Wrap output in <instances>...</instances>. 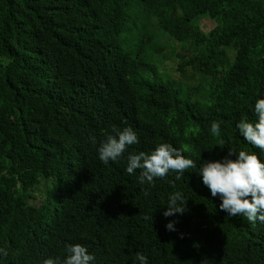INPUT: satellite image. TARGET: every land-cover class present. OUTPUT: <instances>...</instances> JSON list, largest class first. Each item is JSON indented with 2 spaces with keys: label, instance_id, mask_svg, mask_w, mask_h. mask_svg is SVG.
Listing matches in <instances>:
<instances>
[{
  "label": "trees",
  "instance_id": "1",
  "mask_svg": "<svg viewBox=\"0 0 264 264\" xmlns=\"http://www.w3.org/2000/svg\"><path fill=\"white\" fill-rule=\"evenodd\" d=\"M258 97L264 0H0V264L77 242L103 254L96 264H133L138 251L149 264H264V223L220 210L197 169L151 185L125 171L128 152L161 142L197 165L259 152L236 127ZM114 125L139 144L104 164ZM44 177L55 184L32 204ZM175 191L186 210L165 217Z\"/></svg>",
  "mask_w": 264,
  "mask_h": 264
},
{
  "label": "clouds",
  "instance_id": "2",
  "mask_svg": "<svg viewBox=\"0 0 264 264\" xmlns=\"http://www.w3.org/2000/svg\"><path fill=\"white\" fill-rule=\"evenodd\" d=\"M254 113V119H250L246 114L242 115L236 127L243 138L259 149V152L229 148V154L225 157L206 159L197 165L191 156L185 155L187 151L185 148L161 142L151 151L128 152L125 171L133 175L139 169V183L151 185L154 184L155 178L166 177L170 170L182 175L185 170L197 169V175L202 177V182L210 190L211 196L219 197L220 210L225 211L228 216L246 217L251 223L257 221L264 223V97L256 99ZM221 123V121L213 120L210 132L219 133ZM92 142H96L95 137H92ZM133 144H139L136 130L131 125L123 128L114 125L113 134L107 135L98 146L99 159L104 164L110 161L119 162L128 147ZM217 144L223 147L225 142L221 139ZM54 184L53 177H44L38 188L35 186L30 188V196L27 200L32 204L42 203L41 198L45 194L42 190ZM183 201L184 196L181 191L170 194L164 216L183 214L186 210V207L182 206ZM166 228L175 230V221H169ZM44 247L41 245L32 251H39L45 255L37 264H96L97 257L103 258L102 253L98 252L96 255L94 248H88L85 242L69 243L66 246V252L63 248H59L62 256L55 254L51 248ZM0 253L7 255L2 248ZM102 264H106L104 259ZM133 264H149V257L138 251L133 258Z\"/></svg>",
  "mask_w": 264,
  "mask_h": 264
},
{
  "label": "rangeland",
  "instance_id": "3",
  "mask_svg": "<svg viewBox=\"0 0 264 264\" xmlns=\"http://www.w3.org/2000/svg\"><path fill=\"white\" fill-rule=\"evenodd\" d=\"M211 23H212L211 20L205 19L204 17L201 19V24L203 25L204 30L209 29V27L211 26ZM174 75L177 76L178 73L177 72H174Z\"/></svg>",
  "mask_w": 264,
  "mask_h": 264
}]
</instances>
